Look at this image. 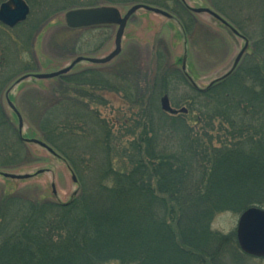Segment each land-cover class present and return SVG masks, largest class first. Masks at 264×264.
<instances>
[{"label":"trees","instance_id":"obj_1","mask_svg":"<svg viewBox=\"0 0 264 264\" xmlns=\"http://www.w3.org/2000/svg\"><path fill=\"white\" fill-rule=\"evenodd\" d=\"M260 3L256 15L260 12L263 38L252 56L245 54L230 75L206 90L181 76L188 89L184 102L198 114L197 122L245 131L238 142L197 133L184 115L155 116L151 105L146 133L116 151L109 146L110 133L92 132L102 129V121L90 112L70 113L66 99L58 101L59 112L52 107L45 112L40 128L44 142L78 178L81 192L66 204L0 194V264H238L247 256L235 238L213 231L212 224L222 213L264 208V0ZM75 78L61 77L69 84L87 82ZM252 132L260 136L255 145ZM16 135V145L7 144L6 152L19 149L21 155L25 143ZM117 158L129 168L117 169Z\"/></svg>","mask_w":264,"mask_h":264},{"label":"rangeland","instance_id":"obj_2","mask_svg":"<svg viewBox=\"0 0 264 264\" xmlns=\"http://www.w3.org/2000/svg\"><path fill=\"white\" fill-rule=\"evenodd\" d=\"M6 1L0 0V9ZM24 1L32 10L25 22L11 29L0 23L1 195L35 202L66 204L81 192L78 178L75 175L77 183H74L73 173L63 160L41 147L26 143L21 155L19 149L15 153L6 152L7 144L15 146L14 136L19 135L18 120L6 103L8 94L23 118L22 136L28 140L44 142L40 128L41 117L51 107L54 110V106L62 99H66L70 113L79 110L82 117L92 114L93 118L102 121V129L92 132L95 136L102 132L104 135L106 132L110 133L109 146L116 151L127 150L137 137L146 133L147 112L151 105L155 116L160 113L169 114L161 106L164 97H168L173 110L188 111L179 115H184L183 119L197 133L206 132L223 143H229L233 137L238 142L242 134L246 133L235 131L228 125L219 129V123H211L213 128H208V123L197 122L198 114L192 113L184 102L188 97V89L181 81V76L185 72L194 88L206 90L234 69L235 61L246 43V55L252 56L256 50V40L258 37L263 38L260 20L257 18L260 17V12L256 15L257 7L262 8L260 0H256V5L253 0H199L194 5L206 6L211 10L210 4L213 2L216 11L225 13L227 20L222 18L227 26L211 17L196 14L195 23L182 26L141 8L126 26L122 53L107 65L89 62L78 64L69 74L72 79L89 73L85 78H75L77 81H87L78 84L64 83L61 78L37 80L33 76L60 72L81 57L106 58L115 51L118 27L72 30L66 26V14L75 9L114 7L124 16L139 2L147 0ZM238 25L243 27V33ZM184 65L185 71L182 70ZM26 76L27 79L18 83ZM103 82L108 85H103ZM74 105L79 108H74ZM54 112L57 114L59 108H55ZM254 134L252 132L251 145H255L260 139L258 134ZM216 140L213 141L215 145L218 144ZM125 162L117 158L114 165L117 169L129 168V162ZM39 171L44 173L23 181L6 179L1 175H35ZM75 193L77 194L74 195ZM250 208L264 210L256 206ZM244 212L218 215L212 224V230L230 240L235 238L239 247L237 229ZM227 253L225 256L230 255ZM225 262L233 264L231 261ZM238 264H264V258L247 255Z\"/></svg>","mask_w":264,"mask_h":264},{"label":"water","instance_id":"obj_3","mask_svg":"<svg viewBox=\"0 0 264 264\" xmlns=\"http://www.w3.org/2000/svg\"><path fill=\"white\" fill-rule=\"evenodd\" d=\"M141 8H145L146 10L154 12L156 14L169 16L165 12L159 9L151 8L148 6H141V5L133 7L124 17H122L120 11L114 7L84 8V9H75L69 11L65 16V23L66 26L72 30H79V29L93 28L100 26H117L118 31L116 34L115 51L104 59H87L81 57L78 58L76 61H74V63L70 67L60 72L46 74V75H35L34 78L38 80H50V79L58 78L60 76L69 73L72 69H74V67L77 64L83 61H87L95 65L109 64L122 53V41L126 26L129 20L131 19V17ZM29 12H30L29 8L24 3L23 0H10V3L3 4L1 6L0 23L8 26L9 28H14L19 23H22L27 19ZM208 12L210 11L208 10ZM214 15L216 18L220 19L218 15L216 14ZM246 48L247 46L237 57L235 67L240 62L242 56L246 51ZM183 69H185V67ZM26 78L27 77H24L18 83H20ZM9 105L14 110V112L16 113L19 119V130H20V135L22 136V130H23L22 117L10 101H9ZM161 106L165 112L170 113L172 115H176L179 113L180 114L187 113L186 109H182L179 112L173 110L172 107L170 106V101L168 97L162 98ZM22 140L28 144L37 145L42 149L46 150L52 156L58 157V155L54 152V150L51 149L48 145H46L42 141L35 139L25 140L23 138ZM43 173L44 171H39L35 175H24V176L13 175V174H1V175L6 179L23 181V180H29ZM72 179L74 183H77V179L74 175L72 176ZM53 189L55 195L56 192L54 186ZM76 194L77 193H75L74 195ZM237 239L241 251H243L246 255L253 256L256 258H264V210L259 208H250L242 214L238 224Z\"/></svg>","mask_w":264,"mask_h":264},{"label":"flooded vegetation","instance_id":"obj_4","mask_svg":"<svg viewBox=\"0 0 264 264\" xmlns=\"http://www.w3.org/2000/svg\"><path fill=\"white\" fill-rule=\"evenodd\" d=\"M160 1L161 0H157V1L156 0H153V1L147 0L146 2L141 1L136 6L141 5V6H148V7L160 9V10L164 11L167 15H169V16H164V15H160V16H162L165 19L172 21L176 24L182 25V26H184L186 24L195 23V14L211 17V19L217 21L218 23H220L224 26H227L226 23H223L220 19L216 18L215 15L213 14V13H216L221 18L222 17L225 18V15H224L225 13L224 12L221 13L220 11H216L217 9H215L213 2H211V4H210V6H211V10H210L206 6L194 7V5H196L199 0H162V2H160ZM8 3H10V0H7L4 4H8ZM27 5H28V3H27ZM144 10H146V9H144ZM208 10L211 11L212 13L208 12ZM146 11H148V10H146ZM31 12H32V10L30 7V13ZM148 12H150V11H148ZM151 13H153V12H151ZM156 15H158V14H156ZM225 19L227 20V18H225ZM233 33L235 35L239 36L238 32H236L234 30H233ZM240 34H241V32H240ZM243 36L246 37L245 35H243ZM242 39H245V38H242Z\"/></svg>","mask_w":264,"mask_h":264}]
</instances>
